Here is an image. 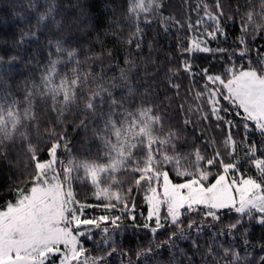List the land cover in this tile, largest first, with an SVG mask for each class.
Segmentation results:
<instances>
[{
  "label": "snow or ice",
  "instance_id": "6c2138e0",
  "mask_svg": "<svg viewBox=\"0 0 264 264\" xmlns=\"http://www.w3.org/2000/svg\"><path fill=\"white\" fill-rule=\"evenodd\" d=\"M22 7L0 41V264H264V0H110L107 26L90 0Z\"/></svg>",
  "mask_w": 264,
  "mask_h": 264
},
{
  "label": "trees",
  "instance_id": "16d2710c",
  "mask_svg": "<svg viewBox=\"0 0 264 264\" xmlns=\"http://www.w3.org/2000/svg\"><path fill=\"white\" fill-rule=\"evenodd\" d=\"M65 2H69V0H65ZM71 2H75V0H71ZM92 7L90 8V11H92L94 14L98 13V18H102L104 20L105 26H107V19L109 13L106 12V5L110 4V0H90ZM28 0H0V41L7 40L9 44L16 38V32L18 27H26L25 24L21 23L20 21V15H27L28 9L26 7H22V5H27ZM183 3V0H166V4H170L171 7L166 8L165 15H168L170 12L178 13L180 16L183 15V12L181 11V5ZM192 6L195 7L196 0H191ZM258 3V0H257ZM195 20V16L193 15V21ZM157 30V25H153L152 28L148 29L147 36L151 37L153 34V31ZM125 34H127V28L125 27ZM93 37L95 36V33L92 34ZM175 33L173 32L171 39H161L160 44L161 45H169L171 44L173 47L170 49L172 51H175V44L177 43V40L175 39ZM234 37L230 35L229 40L226 43H221V47H229L231 45V41ZM111 43V41H109ZM261 43H264V41L257 39L255 44L251 45V47L255 48L259 46ZM5 47H7L4 44H0V51H2ZM134 47V45H133ZM212 47L215 48L217 45L215 43L212 44ZM264 51V49H262ZM11 54V53H9ZM147 54V46H145V52L144 55ZM253 55L255 53L253 52ZM7 56H5V59L7 60ZM164 57L161 56L160 59H163ZM213 58L210 55L205 54H198L197 57L194 59L193 63L200 65L202 67L208 66V62L211 61ZM239 63V61H237ZM121 66H123V58H121ZM217 68L219 65H215ZM151 70V69H150ZM97 71H99L97 69ZM118 70L116 73H110L109 75H117ZM12 78L6 77L8 84L13 88L14 91H19L20 88H22V77L18 72H14L11 74ZM198 83L202 84L203 81L197 80ZM189 78L187 76L182 77V88H181V95L183 96L186 88L188 87ZM171 94V93H170ZM71 129H69V132L71 133ZM15 180L14 176H10L9 171L7 168L3 170L2 173H0V205L4 204L5 201L13 199L10 195H4V193L8 190V186L10 183H12ZM77 193H79V198L84 199L85 196H87L89 203H95V199L92 197L93 189L87 185V184H77L76 189ZM133 195H136L133 193ZM142 205V200L139 201ZM141 208H138L137 211H140ZM91 214V213H90ZM101 213L97 211L95 215H100ZM99 238V236H97ZM260 238V229L259 227H255L252 235L249 237V239L256 243L257 240ZM141 239H143V235H141ZM159 239H163V237H160ZM129 246V242H124V247L127 248ZM147 242L145 241L143 244V247H147ZM131 247L133 248L132 256L133 259H135V251L137 250V245L135 241L131 242ZM264 254L260 253L257 249V256ZM165 264H167V261H165Z\"/></svg>",
  "mask_w": 264,
  "mask_h": 264
}]
</instances>
